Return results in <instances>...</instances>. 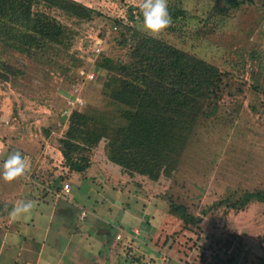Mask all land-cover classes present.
Returning <instances> with one entry per match:
<instances>
[{"label": "rangeland", "instance_id": "obj_1", "mask_svg": "<svg viewBox=\"0 0 264 264\" xmlns=\"http://www.w3.org/2000/svg\"><path fill=\"white\" fill-rule=\"evenodd\" d=\"M74 1L91 9L89 19L43 4L35 8L67 31L65 46L58 48L57 69L43 57L35 62L18 53L1 55L24 73L16 82H0V156L16 151L40 156L34 170L30 167L20 177L22 187L0 179V264H72L54 257L68 252L65 224L58 222L70 204L78 212L85 210L87 221L76 227L81 237L76 242L87 251L72 256L73 264H264V200L230 207L244 192L264 190V0H240L237 8L228 0H167L168 10L180 4L191 18L181 31L171 30L172 23L170 30L155 36L217 66L225 75V88L215 115L194 129L177 169L158 180L125 171L107 153L105 138L94 146L79 144L72 158L85 167L81 172L71 169L61 152L59 140L69 122L64 103L83 111L117 113L104 88L112 70L101 69L96 79L92 68L100 57L130 61V45L119 41L123 26L133 25L131 8L139 4ZM73 81L76 88L71 90ZM69 93H76L74 101ZM37 198L44 201L40 205L50 206L51 235H62H49L38 251L28 239L32 235L18 234L23 217L37 214ZM18 200H33L34 210L8 218ZM171 203L202 220L184 224L169 212ZM42 216L24 230L30 225L42 229L47 220Z\"/></svg>", "mask_w": 264, "mask_h": 264}, {"label": "trees", "instance_id": "obj_2", "mask_svg": "<svg viewBox=\"0 0 264 264\" xmlns=\"http://www.w3.org/2000/svg\"><path fill=\"white\" fill-rule=\"evenodd\" d=\"M228 3L237 8L241 1ZM40 4L80 19H89L92 14L91 9L74 0H0V82H16V76L24 73L6 63L2 54L15 57L18 53L35 62L43 57L57 69L58 48L65 46L67 31L50 14L36 10ZM168 12L174 19V31H181L191 18L180 4ZM129 17L133 25H122L125 30L119 43L130 45V61L100 57L92 68L98 74L96 79L101 69L112 70L104 88L110 91L117 113L108 115L88 108L83 111L64 103L63 109H68L64 119L69 122L59 143L66 162L77 172L85 168L72 158L81 149L79 144L94 146L105 138L109 140L107 153L125 171L158 180L177 169L197 124L218 111L225 75L206 60L141 31L139 8H131ZM65 68L61 67L63 72ZM71 85L75 86L71 90L76 88L75 81ZM76 97V93H69L71 101ZM82 101L84 105L85 99ZM253 199L263 201L264 190L244 192L231 201L230 207L242 208ZM170 205L169 212L178 214L184 224L202 220L188 214L185 206Z\"/></svg>", "mask_w": 264, "mask_h": 264}, {"label": "crops", "instance_id": "obj_3", "mask_svg": "<svg viewBox=\"0 0 264 264\" xmlns=\"http://www.w3.org/2000/svg\"><path fill=\"white\" fill-rule=\"evenodd\" d=\"M8 155H1L0 156V165H3V162L2 161H5V159L7 158ZM24 156H27L30 160H31V169L34 170L35 168V165H32L34 161H37L39 156L40 155H24ZM0 171H2V167H0ZM24 177V176H22ZM2 180V179H1ZM20 181H21V178H19V180H15L13 181L12 183H15L17 185L20 184ZM19 182V183H18ZM22 187L24 185L23 184H20ZM31 187V186H30ZM34 187V186H33ZM65 192V191H64ZM48 198L49 197V194H46V196H43L42 199L44 200V198ZM39 200H37V204L36 207L34 208L36 210V215L32 214V212H29L26 217H23V219L21 220L22 222V225L21 226V230H19L20 232L18 234H26V235H32V237H29L28 239H30V241L33 242L34 245H36V251L39 250V248H41V245L42 243L47 240L48 236L50 235V237L52 236L51 233H52V229H51V223H52V220L54 219L53 216L51 217V212L48 214V208H50V206L47 204V203H42L40 205V202L42 201L40 198H37ZM33 201V200H31ZM44 202V201H42ZM70 209L68 212H66V215H63V213H59V216L61 217L60 221L58 222V224L60 222H64V224L66 226H68V228H70L69 230H67L68 228H66L65 225L64 226V230H63V233H64V238H65V244H64V249L65 250H68V252L65 254L64 251H59L57 252L54 257L56 259H58L57 257H59V262L62 260V258H66V260L68 261V263H74L73 261V257L77 256L79 257L80 255H84L85 256V252L87 251V249L85 250V248L83 247L82 243L78 244L76 242V240H79L81 237H79L78 233H77V229L76 227L79 225V224H85L87 221L85 220L86 216L83 217L82 216V211L78 212V209L76 207V205L74 206V204H70ZM33 209V208H32ZM33 209V210H34ZM85 211V210H83ZM86 212V211H85ZM42 215H46V219L49 220L51 218V222L49 224L46 223V221L44 222L45 224H43V227L42 229L39 230L38 226H31L28 227V231L24 230L27 226L26 225H29L30 223L31 224H34L35 222L36 223H40V220L39 218L43 217ZM23 216V215H22ZM37 216V220L35 221L34 220V217ZM6 219L10 218V217H5ZM50 221V220H49ZM26 224V225H25ZM56 224V223H55ZM82 224V225H83ZM50 226V227H49ZM59 229V228H58ZM18 231V230H17ZM24 231V232H23ZM35 233V234H34ZM54 233V232H53ZM55 234V235H54ZM52 237H54L55 239H57V237H60L62 236L61 233L57 234V233H54ZM76 234V235H75ZM43 238V240H41V237ZM38 237V239H37ZM101 238V237H100ZM44 244V243H43ZM48 245L49 246H52L53 243L52 242H48ZM32 252V251H31ZM33 255H36L32 252ZM49 255V254H47ZM73 256V257H72ZM51 257V256H50ZM72 258V259H71Z\"/></svg>", "mask_w": 264, "mask_h": 264}, {"label": "clouds", "instance_id": "obj_4", "mask_svg": "<svg viewBox=\"0 0 264 264\" xmlns=\"http://www.w3.org/2000/svg\"><path fill=\"white\" fill-rule=\"evenodd\" d=\"M138 8L142 16L140 30L147 35L155 36L172 23L167 0H139ZM30 167L31 160L20 151L10 153L3 163L0 179L11 183L25 175ZM33 206L34 202L31 200H18L13 205L9 217L16 219L28 213Z\"/></svg>", "mask_w": 264, "mask_h": 264}, {"label": "built area", "instance_id": "obj_5", "mask_svg": "<svg viewBox=\"0 0 264 264\" xmlns=\"http://www.w3.org/2000/svg\"><path fill=\"white\" fill-rule=\"evenodd\" d=\"M63 190L65 191V192H68L69 191V186H68V184H65L64 186H63ZM86 215V213L85 212H82V216L84 217Z\"/></svg>", "mask_w": 264, "mask_h": 264}, {"label": "bare ground", "instance_id": "obj_6", "mask_svg": "<svg viewBox=\"0 0 264 264\" xmlns=\"http://www.w3.org/2000/svg\"><path fill=\"white\" fill-rule=\"evenodd\" d=\"M66 117V116H65Z\"/></svg>", "mask_w": 264, "mask_h": 264}]
</instances>
